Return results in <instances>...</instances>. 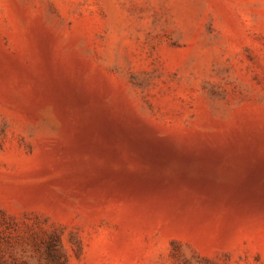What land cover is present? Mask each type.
I'll use <instances>...</instances> for the list:
<instances>
[{
    "label": "rangeland",
    "instance_id": "rangeland-1",
    "mask_svg": "<svg viewBox=\"0 0 264 264\" xmlns=\"http://www.w3.org/2000/svg\"><path fill=\"white\" fill-rule=\"evenodd\" d=\"M0 264H264V0H0Z\"/></svg>",
    "mask_w": 264,
    "mask_h": 264
}]
</instances>
